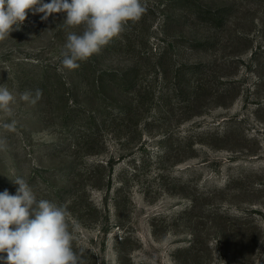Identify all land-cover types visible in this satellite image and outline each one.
I'll use <instances>...</instances> for the list:
<instances>
[{
    "label": "rangeland",
    "instance_id": "rangeland-1",
    "mask_svg": "<svg viewBox=\"0 0 264 264\" xmlns=\"http://www.w3.org/2000/svg\"><path fill=\"white\" fill-rule=\"evenodd\" d=\"M146 3L75 70L64 12L0 43V86L43 91L0 128V192L65 204L87 264H264V0Z\"/></svg>",
    "mask_w": 264,
    "mask_h": 264
},
{
    "label": "clouds",
    "instance_id": "clouds-1",
    "mask_svg": "<svg viewBox=\"0 0 264 264\" xmlns=\"http://www.w3.org/2000/svg\"><path fill=\"white\" fill-rule=\"evenodd\" d=\"M147 9L146 0H0V43L19 30L29 11L43 13L47 20L53 13H66L64 25L82 28L68 32L60 53L61 70H75L101 52L114 38H119L129 22H137ZM40 88L20 93L0 86V128L15 131L18 121L15 106L19 102L35 105L42 99ZM7 118V119H5ZM7 149V139L0 134V151ZM16 195L0 192V255L2 264H87L85 249L74 247L80 225L70 222L65 204L38 199L23 177H16Z\"/></svg>",
    "mask_w": 264,
    "mask_h": 264
}]
</instances>
